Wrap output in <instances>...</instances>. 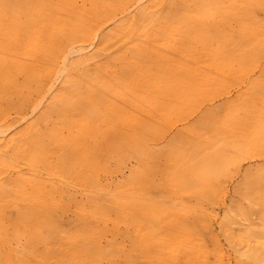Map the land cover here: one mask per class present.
Instances as JSON below:
<instances>
[{
  "label": "rangeland",
  "instance_id": "rangeland-1",
  "mask_svg": "<svg viewBox=\"0 0 264 264\" xmlns=\"http://www.w3.org/2000/svg\"><path fill=\"white\" fill-rule=\"evenodd\" d=\"M143 1L0 0V264H264V0Z\"/></svg>",
  "mask_w": 264,
  "mask_h": 264
},
{
  "label": "bare ground",
  "instance_id": "bare-ground-1",
  "mask_svg": "<svg viewBox=\"0 0 264 264\" xmlns=\"http://www.w3.org/2000/svg\"><path fill=\"white\" fill-rule=\"evenodd\" d=\"M139 1H140V0H139ZM144 1H145V0H144ZM144 1H143V2H144ZM140 4H141V2H140ZM148 22H149V21H148ZM101 28H102V27H101ZM94 37H96V35H95ZM140 40H141V39H140ZM196 41H197V40H196ZM95 42H96V41H95ZM144 42H145V41H144ZM73 44H74V43H73ZM92 44H93V43H92ZM94 44H95V43H94ZM84 45H85V44H84ZM86 45H87V44H86ZM89 45H90V44H89ZM99 45H100V44H99ZM69 46H70V45H69ZM90 46H92V45H90ZM93 46H94V45H93ZM100 46H101V45H100ZM72 48H73V47H72ZM69 50H70V49H69ZM73 51H74V50H73ZM79 51H80V50H79ZM87 51H88V50H87ZM71 53H72V50L70 51L69 55H70ZM66 54H67V53H66ZM73 54H74V53H73ZM69 55L67 56L68 58L71 57V55H70V56H69ZM74 55H76V54H74ZM65 57H66V56H65ZM65 57H64V58H65ZM134 57H135V56H134ZM65 60H66V59H65ZM88 62H89V61H88ZM62 66H63L62 69L59 67V69H61L59 72H60V74H62V76H63L64 73L66 72V68H65L66 66H65L64 64H63ZM64 66H65V67H64ZM100 71H101V70H100ZM77 72H78V71H77ZM68 74H69V73H68ZM83 74H84V73H83ZM65 75H66V74H65ZM71 75H72V74H71ZM75 75H76V74H75ZM59 77L61 78V76H58V78H59ZM63 77H64V76H63ZM79 77H81V76H79ZM59 82H60V81H59ZM52 88H54V87L51 86V89H52ZM100 89H101V88H100ZM49 90H50V89H49ZM52 90H53V89H52ZM48 92H49V91H48ZM48 92H47V93H48ZM50 92H51V91H50ZM46 97H47V95H46ZM42 99H43V98H42ZM41 101H42V100H41ZM42 103H43V101H42ZM39 105H42L41 102L39 103ZM170 111H171V110H170ZM0 134H1V133H0ZM4 135H5V134H4ZM252 252H253V251H252ZM252 252H251V253H252ZM256 252H257V251H256ZM254 253H255V252H254ZM252 254H253V253H252ZM252 254H250V255H252ZM255 254H256V253H255ZM255 254H254V255H255ZM252 256H253V255H252ZM256 256H257V255H256Z\"/></svg>",
  "mask_w": 264,
  "mask_h": 264
}]
</instances>
